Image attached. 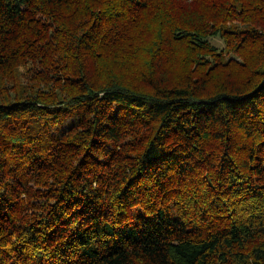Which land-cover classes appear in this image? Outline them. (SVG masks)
<instances>
[{
    "label": "trees",
    "instance_id": "obj_1",
    "mask_svg": "<svg viewBox=\"0 0 264 264\" xmlns=\"http://www.w3.org/2000/svg\"><path fill=\"white\" fill-rule=\"evenodd\" d=\"M0 264H264V0H0Z\"/></svg>",
    "mask_w": 264,
    "mask_h": 264
}]
</instances>
